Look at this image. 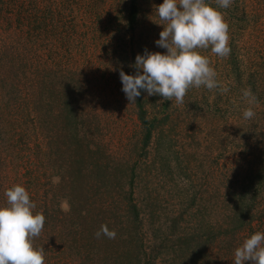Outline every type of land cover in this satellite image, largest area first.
Wrapping results in <instances>:
<instances>
[{
	"label": "rangeland",
	"instance_id": "374dc122",
	"mask_svg": "<svg viewBox=\"0 0 264 264\" xmlns=\"http://www.w3.org/2000/svg\"><path fill=\"white\" fill-rule=\"evenodd\" d=\"M0 1V113L6 103V89L11 84L22 81L24 86L32 87L38 78L40 83L53 77L59 79L50 69L58 74L66 69V73L80 81V85L74 82L77 92L82 89L76 99L87 104V123H91V128H100L96 135L90 133L88 139L104 147L116 159L121 157L131 163L140 161L142 179L148 182L154 190V198L161 203L174 205L178 199H191L194 190L199 192L201 171L209 169L207 162L214 164L212 170L207 171L211 173L208 181L218 185L222 192L228 186L226 176L232 170L238 168L237 173H242L264 157V0H232L226 9L218 8L216 0L213 2L211 6L223 14L229 25L231 53L219 57L211 47L197 51L209 60L220 85L229 90L222 93L218 89L192 87L182 104L146 93L148 117L164 121L166 139V147L160 153L155 151L153 140L147 157L138 156L141 126L136 104L129 105L122 91L119 72L123 70L127 74L126 68L130 66L132 70V59L143 55L145 50L167 53L155 43L163 31V22L156 15L155 7L163 0H141L140 22L127 41L120 36L125 27L127 0H39V10L34 13L38 20L32 25L27 19L21 24L17 21L25 18L26 7L33 0H21L18 5L11 0ZM126 54L130 55L129 63L125 61ZM19 77L22 80H18ZM249 88L257 98L255 105H249L243 97V90ZM45 105L41 106L43 111L47 110ZM250 106L256 115L245 120L243 111ZM24 124L23 128L18 127L27 133L25 142L19 146L16 144L21 132L0 131L1 206L6 204V189L16 184L25 188L29 185L25 173L35 161L36 146L40 150L38 157L44 161L49 159L54 147L48 138L47 124L37 128L30 123ZM253 135V139H248ZM91 146L96 149V145ZM214 158H217L215 162ZM49 175L46 177L52 183L58 182ZM259 201V209L264 211V193ZM196 227L193 221L187 223V230L200 233ZM256 232H264V218L261 223H255L252 230L237 236L236 246L231 251L233 255L222 264H233L234 250ZM146 236L151 243L154 241L151 234ZM195 260L200 264L199 250L192 262ZM73 264L88 263L75 259Z\"/></svg>",
	"mask_w": 264,
	"mask_h": 264
},
{
	"label": "trees",
	"instance_id": "16d2710c",
	"mask_svg": "<svg viewBox=\"0 0 264 264\" xmlns=\"http://www.w3.org/2000/svg\"><path fill=\"white\" fill-rule=\"evenodd\" d=\"M20 1L11 0L17 5ZM140 2L127 0L125 27L120 35L124 41L140 22ZM207 2L211 6L215 0ZM28 4L25 18L18 19V24L26 19L32 21L31 25L37 22L38 16L34 13L39 10V0ZM28 28L30 37L31 28ZM126 56L125 61L129 63L130 55ZM134 63L135 57L132 70L130 64L126 68L128 75L134 74ZM64 70L58 74L50 69L59 79L53 77L40 83L38 78L32 87L24 86L22 81L11 84L6 89V103L0 113L1 133L12 129L20 134L18 127L23 128L24 123L34 128L47 124L50 130L48 138L54 145L49 152L51 158L40 159L39 146H36L35 161L25 173L29 183L25 189L36 204L33 212L46 217L40 236L33 239L36 249H44L45 264H73L75 259L88 264H189L196 250L200 251V264L225 263L229 255H233L231 251L236 246L237 236L263 221L259 198L264 193V157L242 173H237L238 168L232 170L226 176L229 183L222 192L218 185L208 181L211 173L207 171H211L214 164L207 162L209 169L201 171L199 192L194 190L191 199H178L174 205L161 203L154 198V190L148 182L143 181L140 161L116 159L104 147L88 139L90 133L96 135L100 128H91V123H87V104L76 99V94H82V89L77 92L76 86L80 81ZM148 101L146 92L141 91L136 99L141 126L137 151L138 156L144 157L153 140L155 151L160 153L166 147L164 121L148 117ZM44 104L46 111L42 110ZM25 134L21 132L17 146L25 142ZM251 137L248 139L255 135ZM91 144L96 145V149ZM48 173L50 177L59 178L58 182L52 183L46 177ZM142 193L145 196L141 197ZM189 221L195 223L200 233L187 230ZM102 224L110 231L115 230V239L95 237ZM148 234L154 239L152 243Z\"/></svg>",
	"mask_w": 264,
	"mask_h": 264
},
{
	"label": "clouds",
	"instance_id": "9594fccd",
	"mask_svg": "<svg viewBox=\"0 0 264 264\" xmlns=\"http://www.w3.org/2000/svg\"><path fill=\"white\" fill-rule=\"evenodd\" d=\"M232 0H216L218 8H228ZM158 18L163 22V31L155 42L166 54L148 52L137 55L133 67L134 75L120 70L122 91L130 104L144 91L148 96H160L163 100L177 104L192 87H205L222 93L216 79V72L209 60L199 54L198 49H208L219 57L230 55L229 25L223 14L210 6L207 0H163L155 7ZM243 97L249 105L257 103L251 89L243 90ZM256 113L250 106L243 111V118L249 120ZM59 178H55L54 182ZM6 204L0 206V264H45L44 249H36L33 239L40 236L46 217L33 210L36 204L30 200L25 187L16 184L4 193ZM104 236L115 239V230L102 224L95 233L96 238ZM264 264V232H256L234 250L233 264Z\"/></svg>",
	"mask_w": 264,
	"mask_h": 264
}]
</instances>
